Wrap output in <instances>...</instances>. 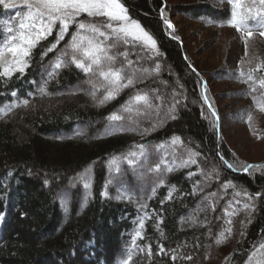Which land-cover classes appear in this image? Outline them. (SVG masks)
<instances>
[{
    "label": "trees",
    "instance_id": "16d2710c",
    "mask_svg": "<svg viewBox=\"0 0 264 264\" xmlns=\"http://www.w3.org/2000/svg\"><path fill=\"white\" fill-rule=\"evenodd\" d=\"M121 3L156 41L137 45L140 58L129 55L132 68L149 70L143 82L100 103L105 90L94 99L87 83L98 77L74 65L50 77L71 39L48 52L58 26L31 49L23 74L0 79V264H264V161L245 172L222 135L230 125L253 129L264 117V19L257 15L264 6L240 0L235 10L248 19L238 31L229 26L228 0ZM174 17L232 31L239 43L198 64ZM213 82L226 83L228 99L241 104L231 118L209 93ZM71 86L75 93L63 90ZM138 92L151 107L135 104L126 114L122 107ZM113 113L124 118L109 121Z\"/></svg>",
    "mask_w": 264,
    "mask_h": 264
},
{
    "label": "snow or ice",
    "instance_id": "6c2138e0",
    "mask_svg": "<svg viewBox=\"0 0 264 264\" xmlns=\"http://www.w3.org/2000/svg\"><path fill=\"white\" fill-rule=\"evenodd\" d=\"M258 2L264 6V0H258ZM228 3L233 8L229 26L236 27L238 31L241 28H246L248 17L238 14L235 10L240 4V0H228ZM0 7L5 10L18 7L25 9L22 16L20 12L17 13L19 23L16 28L11 26V21L0 22L5 24L6 33V39L0 41V79L11 78L13 73L23 74L29 66L27 58H30L31 49L40 40L52 35L57 26L56 40L48 48V52L56 50L59 43L65 40L66 35H70L71 39L68 40L60 56L50 65L52 70L48 75L54 77L58 70L74 65L85 75L98 77L99 80L89 79L87 83L92 85L90 94L94 99L98 89L105 90L106 94L100 103L114 99L121 90L133 86L136 82H143V73L148 72V69L132 68L134 61L129 59V55L140 58L139 54L134 51L137 45H142L141 50L154 48L156 41L137 21L127 15V9L121 0H20L19 4L17 0H0ZM257 15L264 19V10L257 12ZM168 26L172 27L170 23ZM73 28L75 31H71ZM260 34L264 36V32ZM247 35L251 36L252 31L248 30ZM122 47L130 48L132 51L121 52ZM9 54L11 58H9ZM121 56L124 58L123 61L118 59ZM40 91L43 93L44 89L41 88ZM12 95L15 96L16 93L13 92ZM23 103L27 105L28 101L25 100ZM135 104H143L150 108L148 94L138 92L133 95L122 107V111L131 113ZM137 114H139V110H137ZM123 118L121 115L113 113L107 119L120 121ZM128 119H131V116ZM177 141H179V137H174L173 143ZM139 147L143 148L144 146L140 145ZM136 155L135 152L129 153L130 157ZM141 155L144 153L142 152ZM126 159L128 158L126 157ZM134 163L133 159H128L129 166ZM188 163L189 161H184L180 166L186 167ZM190 163L195 164L196 161L191 159ZM159 167L160 165H156L157 169ZM228 167L231 168L233 165L229 164ZM256 167L258 166L247 165L243 170L247 172ZM172 170L168 169V171ZM84 187L87 188L88 185L85 184ZM222 236L223 233H221ZM216 243L220 244L221 240L218 239ZM261 248H264V245H261ZM124 264H128V262L125 261Z\"/></svg>",
    "mask_w": 264,
    "mask_h": 264
},
{
    "label": "rangeland",
    "instance_id": "374dc122",
    "mask_svg": "<svg viewBox=\"0 0 264 264\" xmlns=\"http://www.w3.org/2000/svg\"><path fill=\"white\" fill-rule=\"evenodd\" d=\"M167 1L169 5H173L176 1L189 2L195 0ZM17 3L19 4L20 0H17ZM4 10L5 9L0 7V11ZM24 11L25 9L19 7L16 9L5 10L4 22L11 21V26L16 28L19 23L17 13L20 12L22 16ZM177 20H180V24H177V28L181 30L180 32L184 39H187V50H189V55L198 64H202L205 59H208L209 63H212L215 59L221 56L224 57L229 54V52L233 53V47L235 44L239 43L232 31H216L189 22L183 18L177 19V17H174V21L177 22ZM9 58H11L10 54ZM148 74L149 70L147 73H143V76H147ZM160 84L163 86L166 85L164 81ZM211 84L212 86L208 87L209 93L215 98L219 107L222 108L223 114H227V119L231 118L230 115L232 110H235V108L239 107L241 104L235 99H228L227 92L231 89L228 88L226 83L213 82ZM76 87L77 86L65 87L63 90L75 93V91H77ZM88 87L92 88V85L88 84ZM125 113L129 115L134 114L135 109H133L131 113ZM165 119L173 121V117L170 115H167ZM163 123L164 121H162V123L160 121V125ZM254 123L256 127L253 129H250V127L246 125H230L229 127H225L227 130L222 134L225 137L227 146L233 152L237 162H239L243 168L247 165H258L264 161V117H257ZM136 189L141 190L139 187ZM185 219L188 218L185 217L184 220ZM198 239H200L199 236H196V240ZM182 245L184 247L186 246L184 243ZM115 252L122 255V249L120 250V240L116 244ZM84 261L86 262L87 260ZM124 262L125 260H120V258L117 260V264H124Z\"/></svg>",
    "mask_w": 264,
    "mask_h": 264
},
{
    "label": "water",
    "instance_id": "95a60500",
    "mask_svg": "<svg viewBox=\"0 0 264 264\" xmlns=\"http://www.w3.org/2000/svg\"><path fill=\"white\" fill-rule=\"evenodd\" d=\"M207 106H208V104H207Z\"/></svg>",
    "mask_w": 264,
    "mask_h": 264
}]
</instances>
